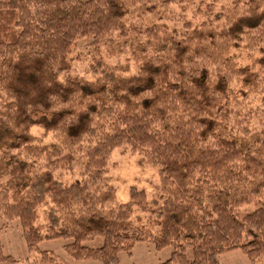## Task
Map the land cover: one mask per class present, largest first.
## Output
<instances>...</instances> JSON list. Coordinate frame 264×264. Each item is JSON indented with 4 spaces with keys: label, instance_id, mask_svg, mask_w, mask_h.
Listing matches in <instances>:
<instances>
[{
    "label": "trees",
    "instance_id": "1",
    "mask_svg": "<svg viewBox=\"0 0 264 264\" xmlns=\"http://www.w3.org/2000/svg\"><path fill=\"white\" fill-rule=\"evenodd\" d=\"M247 4L0 0V125L21 132L12 147L16 164L0 185V218L20 222L28 251L41 253L42 264H59L40 250L56 239L70 240L64 249L75 260L104 264L151 239L158 251L173 248L159 264H217L236 250L264 264V202L240 211L264 194V130L252 129V112L236 104L262 80L228 53L244 43L264 56V0ZM171 5L197 8L181 28L145 20ZM80 41L99 55L94 80L71 73ZM105 48L134 60L138 72L111 68ZM34 126L60 143L39 144ZM123 147L159 168L164 203L155 235L131 221L135 208L154 212L145 190L131 187V202L117 203L107 188L109 159ZM76 167L81 179L55 176ZM95 241L101 244L89 245ZM15 263L0 238V264Z\"/></svg>",
    "mask_w": 264,
    "mask_h": 264
},
{
    "label": "rangeland",
    "instance_id": "2",
    "mask_svg": "<svg viewBox=\"0 0 264 264\" xmlns=\"http://www.w3.org/2000/svg\"><path fill=\"white\" fill-rule=\"evenodd\" d=\"M224 0H221V2ZM231 1V0H230ZM244 8L248 9V2L251 0H241ZM244 1V2H243ZM199 2V1H198ZM193 5L184 11L178 5L171 7H162L158 10L157 17L146 16L145 20L149 24L159 22L170 29L181 28L183 18H191L195 13ZM241 38V35L240 37ZM90 42L80 41L78 47L71 56V73L74 77L78 76L87 80H94L92 67L99 55L89 46ZM106 63L112 67H118L125 75H135L138 72V64L134 60L127 61L125 56H119L117 52H113L105 48L102 51ZM229 55L235 60L239 68L248 67L254 72L260 82L251 87L248 95L239 93L238 105H244L246 112H252L250 127L256 130H264V56L257 52H251L244 43L235 45L229 50ZM97 61V60H96ZM242 85L237 88L236 92H240ZM246 96V97H245ZM225 97V96H224ZM232 102V104H233ZM224 104H228L226 97ZM42 114H34L33 119H40ZM21 134L19 130L10 128L6 125H0V185L6 183L11 176V170L16 164V153L12 147L15 144L16 137ZM30 134L36 137L39 144L51 145L60 143L59 138L52 133L45 132L41 127L34 126L30 129ZM82 162L85 160L82 158ZM107 188L114 191L117 203H130L131 198L129 191L131 187H137L146 191L147 200L151 210L154 212L144 213L135 208L132 217V224L145 233L152 236L160 230V223L157 218L159 212L158 206L164 203V198L160 193V176L159 168L149 164L140 153L133 152L128 147L115 149L108 162ZM56 178L62 182L73 179H81L80 168L76 167L73 171L65 170L60 175L56 173ZM264 202V194L254 198L250 205L240 208L241 212H248L256 209ZM50 206H45L40 210L41 221L43 214L49 210ZM0 238L3 245L5 255L12 256L15 264H42V255L39 252H29L25 243L22 228L18 220L8 221L0 218ZM70 240L56 239L46 240L40 244L41 251H47L49 255L54 257L59 264H104L96 260H75L64 249ZM100 241H95L89 245L98 247ZM173 248L167 247L161 251L156 249L154 240L137 242L131 253L121 252L119 254V262L115 264H159L168 260L172 254ZM190 255V254H189ZM217 264H251L247 256L241 251L236 250L222 254Z\"/></svg>",
    "mask_w": 264,
    "mask_h": 264
}]
</instances>
